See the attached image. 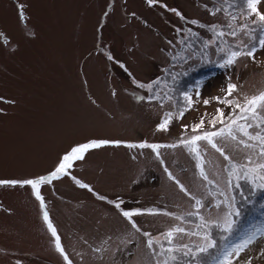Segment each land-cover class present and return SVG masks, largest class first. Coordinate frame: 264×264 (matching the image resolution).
Returning <instances> with one entry per match:
<instances>
[{
    "label": "rangeland",
    "instance_id": "obj_1",
    "mask_svg": "<svg viewBox=\"0 0 264 264\" xmlns=\"http://www.w3.org/2000/svg\"><path fill=\"white\" fill-rule=\"evenodd\" d=\"M257 7L264 13V0ZM246 12L245 0H0V180L46 176L73 146L109 142L75 161L69 175L40 186L43 209L31 186L0 185V264H160L165 257L156 255L159 245L149 249L147 239L167 247L161 234L170 227L203 231L198 216L215 217L233 201L242 206L233 232L212 227L211 235L226 248L245 238L228 244V237L246 228L239 235L252 236V243L231 256V264H264V225L241 227L263 190L229 176L231 163L250 167L246 156L259 160L258 147L217 138L228 162L199 142L203 170L213 182L208 184L195 156L180 144L181 137L197 134L192 126L201 119L204 130L224 127L209 123L217 109L225 123L239 111L217 98L242 104L245 96L264 91V31ZM213 27L224 35L217 37ZM248 48L255 49L253 56L209 70L186 88L230 50ZM230 83L237 90L227 96ZM183 108L188 110L177 118ZM168 112V130L157 131ZM259 114L264 117V110ZM140 143L178 146L159 148V158L150 148L126 146ZM179 185L201 199L197 215H187L195 212L194 200ZM122 211L141 213L132 217L140 231ZM45 212L67 261L55 250ZM201 242L195 235L175 240L189 247ZM216 251L200 258L215 264ZM176 255L169 264H196Z\"/></svg>",
    "mask_w": 264,
    "mask_h": 264
},
{
    "label": "snow or ice",
    "instance_id": "obj_2",
    "mask_svg": "<svg viewBox=\"0 0 264 264\" xmlns=\"http://www.w3.org/2000/svg\"><path fill=\"white\" fill-rule=\"evenodd\" d=\"M152 0H149L151 3ZM235 0H233V3ZM261 0H245V5L247 8V12L245 15H255L256 19L252 21V23H259L261 27H264V13L258 11V4ZM224 3L227 4L228 0H224ZM23 6L21 5V8ZM224 9H217V11H221ZM179 15V13H177ZM21 19H24L23 14L21 13ZM235 19V17H233ZM195 23V22H193ZM213 31L215 32L217 37H222L224 33L222 31H218L215 27H213ZM247 34V33H246ZM231 36L235 37L237 35V31H233L230 33ZM259 44L264 46V38L259 40ZM254 48H248L245 50H230L229 54H227L226 59L219 65L220 67L231 66L235 64L238 58L242 56H253ZM111 59V57H109ZM144 87L143 85H140ZM151 87V86H149ZM237 90V86L234 84H228L227 86V96H231L233 92ZM184 100L186 101L188 107H191L192 99L187 94H183ZM219 102L224 103L226 105L233 106L234 112L238 109L239 111L236 113L234 117L228 118L229 122L225 123L224 114L220 109H217V116L214 117L209 123L215 128L217 122L224 124V127L219 128L216 131H207L203 129L204 120L198 124L192 126V132L197 133L196 135H192L189 138L181 137L180 144L184 145L190 154L195 156L197 161L196 167L199 170L200 177L205 180L208 184H212L213 182L208 179L205 171L202 167V156L199 148V142L206 141L207 144L214 149L220 156L223 157L225 161L231 162V157L228 156L223 147L219 146L216 142V139H222L225 141H232L237 143L243 148H256L258 147V152L256 153L260 158L257 161H254L251 156H246L245 160L247 165H237L235 163H231V169L229 170V176L236 177L237 180L245 179L248 183L253 185V189L264 190V117L260 116V110H264V91L259 92L257 95H253L251 97L245 96L243 98V103H234L229 101L227 98L220 100L217 98ZM205 104L208 101H204ZM187 108H183L179 110L177 114V118H182L184 116ZM173 118V113L168 112L164 115L161 123L157 126V131H167L168 125L170 124ZM243 120L244 123H240L239 121ZM187 125L184 126L185 130H187ZM258 129L255 132L249 131L250 129ZM248 141H252L253 143H248ZM109 143L108 141H90L83 144H78L73 146L68 152H66L59 160V163L56 165L55 169L50 172L46 176H40L35 179H27L23 181H3L0 180V185H12L16 186L19 184L21 187L24 185L31 186L33 195L36 200L41 202V208L43 209V199L40 195V186L43 184L50 183L54 179H59L63 176L69 175V169L73 166L75 161L83 160L85 154L91 149H97L105 144ZM128 148H150L154 153L157 154V158H159L158 149L161 147H172L175 148L178 145H158V144H127ZM167 171V170H166ZM168 178L173 180L174 177L171 173L168 174ZM74 182L81 188L88 187L87 185L81 183L79 180H76L73 177ZM261 181V183H257V181ZM178 183V182H177ZM231 186V184H229ZM239 187V185H237ZM180 191L184 192L186 196H189L190 199L194 200V204L192 207L195 209V212L187 213L188 216L197 215L201 208L204 207L201 199L196 198L191 193L187 191L183 187V185H179ZM91 191V189H89ZM116 208L119 209L120 205L117 203ZM217 209H220V204L217 203L215 205ZM227 211H218L215 217L205 218L204 216H198L200 223L197 225L198 229H203V231H194L188 232L184 227L180 226H172L167 231L163 232L161 235L164 238V242L168 245L165 247L163 244H160L159 239L157 238L155 241L151 238L147 239L146 246L149 249H153L154 244L159 245V252L156 255L164 256L165 259L160 262V264H169V261H177L178 257L176 253L181 252L184 256L191 257L192 260L196 261V264H210L209 260H202L200 257L208 256L211 250L217 249L219 247V252L216 257H213L215 264H231L230 257L233 255H239V253L247 248V246L252 243V236H248L243 238L239 243L233 244L229 247H221L218 246L216 240L212 237L210 229L212 227H216L221 229L225 233L231 234L234 230L235 217H239L242 215V206H237L235 201L231 203L226 202ZM264 207V206H262ZM122 216L125 217L132 228L136 231H140L137 224L132 220L133 216L141 214L139 211H122ZM165 215H171L169 213H164ZM178 220H183L184 217L178 216L176 217ZM44 222L48 227L49 232L54 238L55 242V250L64 257L65 261L68 260L67 256L64 254V251L61 247V243L59 237L57 236L56 230L53 225L48 221V215L44 213ZM150 234L144 233L145 237H148ZM179 235H195L200 238L201 243L195 245L194 247H189L186 244H176L175 240ZM227 237H225L226 239Z\"/></svg>",
    "mask_w": 264,
    "mask_h": 264
},
{
    "label": "trees",
    "instance_id": "obj_3",
    "mask_svg": "<svg viewBox=\"0 0 264 264\" xmlns=\"http://www.w3.org/2000/svg\"><path fill=\"white\" fill-rule=\"evenodd\" d=\"M261 31H264V27H261ZM220 62L222 63L223 60L219 61L217 65H216V63L212 64L211 68H208V70L194 75L192 77V83L191 84H187L186 88L190 89V86H193L194 84L199 82L200 79L202 78V76L204 74H206L207 72H209V70H213V69L217 68L220 65L219 64ZM259 197H260V201L258 200V202L256 203V206H255L256 208L252 207L250 209V211L248 213H246V217H245L246 219H244V223L241 225V227H244V226L246 227L247 226L248 231H250V229H249L250 227L254 230V229L264 225V207H262V206H264V190L259 193ZM258 203H260V204H258ZM236 231L237 232L232 234L231 237L227 238L229 243L226 242V240L225 241L223 240L221 243L224 244V245H227V243L231 244L230 241L239 240L240 237H245V238L247 237V235H239L241 232L247 233L246 228H244L242 230H239V231L236 230ZM251 233H252V230H251ZM218 252H219V247L217 248V251H216V254H215L216 256H217ZM216 256H214V257H216ZM211 262L213 263V261H210V263Z\"/></svg>",
    "mask_w": 264,
    "mask_h": 264
}]
</instances>
